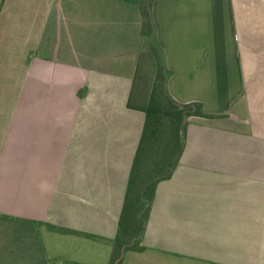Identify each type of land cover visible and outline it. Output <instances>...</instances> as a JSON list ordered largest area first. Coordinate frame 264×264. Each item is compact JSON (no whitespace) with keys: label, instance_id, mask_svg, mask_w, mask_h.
Masks as SVG:
<instances>
[{"label":"crops","instance_id":"0c3cea01","mask_svg":"<svg viewBox=\"0 0 264 264\" xmlns=\"http://www.w3.org/2000/svg\"><path fill=\"white\" fill-rule=\"evenodd\" d=\"M139 6L0 1V218L110 261L145 121ZM150 17L168 94L203 116L115 263L264 264V0H153Z\"/></svg>","mask_w":264,"mask_h":264},{"label":"trees","instance_id":"16d2710c","mask_svg":"<svg viewBox=\"0 0 264 264\" xmlns=\"http://www.w3.org/2000/svg\"><path fill=\"white\" fill-rule=\"evenodd\" d=\"M152 1L140 0L139 8L143 20L145 46L150 49L152 55L158 56L157 61L164 72V79L156 82L146 104L140 106L145 114V121L128 180L117 234L110 241L114 247V257L109 264H119V262L115 263V260L119 258L122 250L125 252L129 249H138L156 187L158 183L172 176L181 158L185 145L186 119L190 116H203L199 105L178 104L166 90L168 73L163 66L161 52L152 38L153 25L150 17ZM146 53L147 51L138 62L134 96L142 77L139 75L140 65L147 60L144 57ZM59 231L65 232V230Z\"/></svg>","mask_w":264,"mask_h":264},{"label":"rangeland","instance_id":"374dc122","mask_svg":"<svg viewBox=\"0 0 264 264\" xmlns=\"http://www.w3.org/2000/svg\"><path fill=\"white\" fill-rule=\"evenodd\" d=\"M146 51L144 57L147 60L140 65L139 75L142 77L134 96L140 106L146 104L156 82L164 79L158 56L152 55L150 49ZM103 251L108 254L104 256ZM109 252V248L102 245L83 247L74 239L64 240L45 227L0 218V264H70L73 261L109 264ZM122 255L123 252L119 257Z\"/></svg>","mask_w":264,"mask_h":264}]
</instances>
